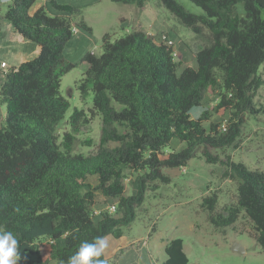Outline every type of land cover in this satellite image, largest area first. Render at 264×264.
<instances>
[{
  "label": "trees",
  "instance_id": "16d2710c",
  "mask_svg": "<svg viewBox=\"0 0 264 264\" xmlns=\"http://www.w3.org/2000/svg\"><path fill=\"white\" fill-rule=\"evenodd\" d=\"M36 1L8 0L0 14V29L6 22L36 44L32 58L0 75V102L6 105L0 127V228L19 241L17 264H67L82 242L119 238L146 191L170 182L162 168L185 166L197 154L219 163L221 177L236 183L235 200L221 209L216 191L203 196L200 207L208 221L223 228L244 215L264 250V171L225 152L237 146L247 114L264 115V105L254 100L264 86V0H190L202 14L177 0H159L202 44L194 54L196 67L185 66L178 74L172 45L159 36L135 29L111 40L105 33L102 52L80 59V96L92 92L90 112L101 118L97 149L87 155L71 152L74 133L88 122L84 110L73 109L71 131L60 142L55 130L69 107L60 94L61 76L74 66L64 57L65 45L74 26L89 33L91 28L73 22L75 6L55 0H48L53 13L46 4L29 13ZM111 1L143 7L146 0ZM205 96L216 102L193 116L190 110ZM172 138L184 147L165 151ZM110 141L116 144L107 147ZM124 170L137 173L131 194ZM90 174L96 176L92 183ZM97 195L113 199L115 211L102 208L95 220ZM163 251L161 264H196L181 238L166 240Z\"/></svg>",
  "mask_w": 264,
  "mask_h": 264
},
{
  "label": "rangeland",
  "instance_id": "374dc122",
  "mask_svg": "<svg viewBox=\"0 0 264 264\" xmlns=\"http://www.w3.org/2000/svg\"><path fill=\"white\" fill-rule=\"evenodd\" d=\"M59 4H69L78 10L73 22L84 21L90 28L87 32L78 26L67 41L63 54L74 63V66L61 76L60 94L68 101L69 107L58 122L55 133L60 142L65 132H70L68 118L74 108L82 109L88 117L82 123L75 140L72 153L87 155L93 153L98 146L101 129L99 115L91 114L92 92L83 99L77 87L82 77L83 65L80 61L86 52L100 54L102 52V36L105 33L113 40L135 29L152 32L155 36L166 34L173 41L176 51L177 74L185 66L196 67L195 51L202 46L194 37L192 30L183 25L159 0H146L144 6L123 4L111 0H55ZM186 9L202 14L203 10L190 0H177ZM8 0L0 1V14L6 11ZM49 12L54 10L48 0H38V7L45 5ZM37 7V8H38ZM124 16V19H120ZM6 23V22H5ZM75 27V26H74ZM36 44L26 39H16L11 35L10 25L4 24L0 29V62L4 60L10 68L12 58L17 53L35 55ZM0 68V75H2ZM256 103L264 105V86L257 90ZM216 102L215 97L205 96L201 105L193 106V116L206 106ZM6 105L0 102V127L4 125ZM218 121L217 116L212 117ZM207 126V123H205ZM116 143L108 142L107 147ZM184 143L172 138L164 148L165 151H178ZM234 161L245 163L250 169L264 171V115L247 114L242 126L236 147L226 148ZM222 157L223 153L217 150ZM223 167L219 163H208L200 154L191 158L185 166L164 167L162 172L169 176V183H159L156 190H147L141 206L135 210L134 220L123 229V235L129 243L121 245L122 238L105 236L109 243L118 245L120 249L108 259L114 264H161L165 258L163 246L166 240L181 238L184 251L190 262L196 264H264V250L252 237L250 221L241 215L231 226L215 228L207 219V213L200 207L203 196L216 191L218 209L235 200L236 183L221 177ZM126 194L136 189L137 173L124 170ZM95 175H87L88 182L95 181ZM93 209H102L110 203L104 202L100 195L95 197ZM109 202L113 199L107 198ZM98 214L94 215V219ZM238 243L241 247H237ZM236 248L233 249V248ZM48 264H59L50 261Z\"/></svg>",
  "mask_w": 264,
  "mask_h": 264
},
{
  "label": "clouds",
  "instance_id": "9594fccd",
  "mask_svg": "<svg viewBox=\"0 0 264 264\" xmlns=\"http://www.w3.org/2000/svg\"><path fill=\"white\" fill-rule=\"evenodd\" d=\"M108 248L109 241L104 236H97L92 242L84 241L67 264H108L105 258ZM20 259L18 239L12 231L0 228V264H17Z\"/></svg>",
  "mask_w": 264,
  "mask_h": 264
},
{
  "label": "crops",
  "instance_id": "0c3cea01",
  "mask_svg": "<svg viewBox=\"0 0 264 264\" xmlns=\"http://www.w3.org/2000/svg\"><path fill=\"white\" fill-rule=\"evenodd\" d=\"M1 1V0H0ZM5 1H7V0H5ZM38 1V0H37ZM36 1V2H37ZM36 2L32 5V7L30 8V10H29V13H33L36 9H37V7H38V5H36ZM142 8V7H141ZM120 19H124L125 17L124 16H120L119 17ZM4 24H6V23H3V25ZM2 25V26H3ZM10 30H11V35H12V37L13 38H16V39H20V40H22V38H20L17 34H15L14 32H13V30H12V28H11V26H10ZM145 32H147V33H150V34H152V32H149V31H145ZM35 53H36V49H35ZM34 56V55H33ZM32 56V57H33ZM28 59H30V58H28V55L27 54H23L22 52L21 53H17V54H15L14 56H13V58H12V60L13 61H18V62H12L11 64H10V67H13V66H17L18 64H20L21 62H23V61H26V60H28ZM1 61H4V60H1ZM8 65V64H7ZM101 198H102V200L104 201V202H107V203H114L115 201L113 200L112 202H109L108 200H107V198H104V197H102L101 196ZM111 236V235H110ZM113 237V236H112ZM113 238H115V237H113ZM119 238H122L121 239V245L122 246H125V245H127L128 243H129V238L127 237V236H125V235H121ZM236 244V246L237 247H241L238 243H235ZM120 249V247L118 246V245H116V246H114L112 243H109V248L106 250V252H105V258H107V260L109 259V258H111L112 257V255H114V254H116L117 253V251ZM184 249V248H183Z\"/></svg>",
  "mask_w": 264,
  "mask_h": 264
},
{
  "label": "built area",
  "instance_id": "2783aa9c",
  "mask_svg": "<svg viewBox=\"0 0 264 264\" xmlns=\"http://www.w3.org/2000/svg\"><path fill=\"white\" fill-rule=\"evenodd\" d=\"M72 30H73V32H77L76 31V27H73ZM159 38L162 41L166 42L167 44L172 45V47H173V41L170 38H168L166 34L162 33L159 36ZM175 55H176V51L174 50V47H173V56H175ZM0 68L2 69L3 72H5L7 70V63L5 61H1L0 62ZM222 127H224V124H222ZM103 209H106L108 212H114L115 211V206L114 205H107ZM103 209H94L93 213L94 214H99L101 212V210H103Z\"/></svg>",
  "mask_w": 264,
  "mask_h": 264
},
{
  "label": "water",
  "instance_id": "95a60500",
  "mask_svg": "<svg viewBox=\"0 0 264 264\" xmlns=\"http://www.w3.org/2000/svg\"><path fill=\"white\" fill-rule=\"evenodd\" d=\"M236 245V244H235ZM233 249H235L236 250V248L234 247Z\"/></svg>",
  "mask_w": 264,
  "mask_h": 264
}]
</instances>
